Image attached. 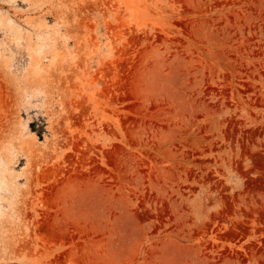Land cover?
Segmentation results:
<instances>
[{"label":"rangeland","instance_id":"rangeland-1","mask_svg":"<svg viewBox=\"0 0 264 264\" xmlns=\"http://www.w3.org/2000/svg\"><path fill=\"white\" fill-rule=\"evenodd\" d=\"M0 264H264V0H0Z\"/></svg>","mask_w":264,"mask_h":264},{"label":"bare ground","instance_id":"bare-ground-1","mask_svg":"<svg viewBox=\"0 0 264 264\" xmlns=\"http://www.w3.org/2000/svg\"><path fill=\"white\" fill-rule=\"evenodd\" d=\"M11 237H12V236H11ZM24 242L26 243V241H24ZM24 242H22V243H24ZM25 243H24V244H25Z\"/></svg>","mask_w":264,"mask_h":264}]
</instances>
